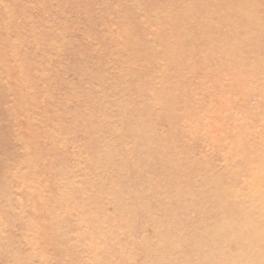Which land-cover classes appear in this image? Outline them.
<instances>
[{
	"label": "rangeland",
	"instance_id": "1",
	"mask_svg": "<svg viewBox=\"0 0 264 264\" xmlns=\"http://www.w3.org/2000/svg\"><path fill=\"white\" fill-rule=\"evenodd\" d=\"M0 264H264V0H0Z\"/></svg>",
	"mask_w": 264,
	"mask_h": 264
}]
</instances>
